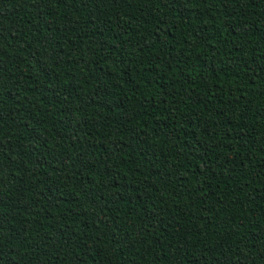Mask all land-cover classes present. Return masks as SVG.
Listing matches in <instances>:
<instances>
[{
	"label": "trees",
	"instance_id": "1",
	"mask_svg": "<svg viewBox=\"0 0 264 264\" xmlns=\"http://www.w3.org/2000/svg\"><path fill=\"white\" fill-rule=\"evenodd\" d=\"M0 264H264V0H0Z\"/></svg>",
	"mask_w": 264,
	"mask_h": 264
}]
</instances>
